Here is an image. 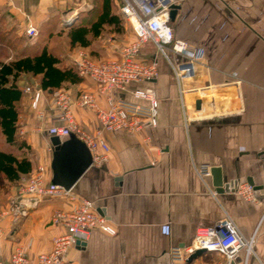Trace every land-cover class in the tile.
<instances>
[{
    "label": "crops",
    "instance_id": "0c3cea01",
    "mask_svg": "<svg viewBox=\"0 0 264 264\" xmlns=\"http://www.w3.org/2000/svg\"><path fill=\"white\" fill-rule=\"evenodd\" d=\"M172 1L179 5L170 21L175 37L203 48L204 58L197 63L194 76L179 87L153 44L142 46L139 58L150 61L155 57L159 67L155 80L137 85L154 89L157 124L144 131L104 132L108 160L91 165L71 194L89 199L116 233L93 229L83 246L69 249L67 256L73 264H173L174 248L190 245L196 229L210 226L226 214L243 235H254L253 254L246 263L241 250L231 264H264V0ZM102 8L103 0H0V10L14 15L24 31L28 23L37 27L38 36L31 40L42 38L40 48L46 47L60 58L62 67L70 64L68 50L78 45L70 44V31L89 28ZM72 13V23L61 34L58 24ZM110 15L116 23L103 24L96 36L91 31L86 35L89 45L82 49L93 58H115L120 47L134 38L117 1L110 0ZM90 16L91 20L85 21ZM54 29L58 31L55 34ZM61 87L68 88L76 99L81 92L92 91L94 85L82 79ZM46 97L39 108L51 113L48 119L55 123L54 109ZM119 97L145 104L129 92ZM22 101L27 110L19 114L17 137L28 146L17 150L18 156L31 161V172L43 168L45 181L51 182V135L44 129L53 123L38 119L29 101ZM97 101L104 105L103 97L98 96ZM72 112L83 130L93 133L99 127L92 108L74 104ZM201 165L211 170L205 181L195 170ZM214 175L215 179L221 176L223 190H216ZM248 182L255 201L245 200L234 190ZM5 194L8 201L1 218L5 235L0 242V261L6 262L14 248L22 247L34 262L38 253L51 250L53 238L65 232L51 222L53 212L68 209L77 200L34 201L15 187ZM12 202L24 208L18 224L13 222ZM203 255L182 264L221 260L216 253Z\"/></svg>",
    "mask_w": 264,
    "mask_h": 264
},
{
    "label": "built area",
    "instance_id": "2783aa9c",
    "mask_svg": "<svg viewBox=\"0 0 264 264\" xmlns=\"http://www.w3.org/2000/svg\"><path fill=\"white\" fill-rule=\"evenodd\" d=\"M64 3L67 0H55ZM118 2V9L124 19L128 20L134 38L123 44L115 58L95 60L82 48H77L70 55V65L83 80L93 83L92 91L81 92L76 99L65 87L50 92L51 105L54 109V120L51 126L44 129L48 135L68 138L73 133L80 139L91 153V165H101L108 160L109 145L104 132L119 130L144 131L157 124L158 101L153 88H140L137 85L155 80L159 75L158 62L155 57L150 61L139 58L142 46L151 42L170 67L171 75L177 85L185 79H191L195 74L197 63L203 60L204 50L178 39L174 35L170 24V10L172 0H114ZM85 0H83V3ZM74 13L65 15L62 25L69 26ZM25 34L30 39L38 36L35 25L28 23ZM22 92L30 96V107L36 117L42 119L45 111L39 108L44 92L39 85H26ZM129 92L135 99L145 104L130 103L120 99L121 93ZM182 93V90H181ZM103 97L104 105L97 101ZM92 108L95 111L99 127L89 133L83 130L75 119L72 106ZM198 176L205 181L210 176L208 165L195 168ZM19 193L31 197L34 201L61 199L75 201L68 209H57L51 216V222L60 225L65 232L52 240L50 251L38 253L32 262L22 247H16L10 253L6 262L0 264H73L67 253L71 247L83 246L90 238L93 229L114 235L115 229L108 224L106 218L100 215L87 198L76 199L71 189L45 181L44 169L21 175L17 182ZM235 192L245 200L255 201L252 186L242 183ZM212 191V190H211ZM16 214H23L24 208L20 204L11 203ZM12 207V208H13ZM0 227V242L3 236ZM254 235L246 237L238 228L234 220L225 215L210 226L199 227L195 231L193 241L184 248H174L173 264H182L185 259L197 250L205 253H216L221 260L215 264H231L244 250V263L253 254Z\"/></svg>",
    "mask_w": 264,
    "mask_h": 264
},
{
    "label": "trees",
    "instance_id": "16d2710c",
    "mask_svg": "<svg viewBox=\"0 0 264 264\" xmlns=\"http://www.w3.org/2000/svg\"><path fill=\"white\" fill-rule=\"evenodd\" d=\"M114 23H116V19L114 15H110V0H103L102 13L89 28L80 27L70 31V44H78L75 45L76 49L84 48L89 45V41L86 39L89 31L96 36L103 24ZM90 56L93 58L92 54ZM22 73L39 76V86L45 95L60 88L65 82L78 83L82 81L70 64L62 67L61 59L49 53L46 47L21 55L11 62L0 64V131L6 144L15 145L18 143L19 149L28 146L25 141L17 137L20 114L17 104L23 98L17 78ZM31 169V161L28 158H20L10 151L0 150V174L7 181L18 182L19 177L30 173Z\"/></svg>",
    "mask_w": 264,
    "mask_h": 264
},
{
    "label": "rangeland",
    "instance_id": "374dc122",
    "mask_svg": "<svg viewBox=\"0 0 264 264\" xmlns=\"http://www.w3.org/2000/svg\"><path fill=\"white\" fill-rule=\"evenodd\" d=\"M94 15H95V13H94ZM57 17L58 18L56 20L58 21L59 16H57ZM91 17L92 16L87 17L85 19V21L88 22L89 20H91ZM58 25H59L58 27H60V29H62V30H59V31H61V34L65 33L67 31L66 30L67 26L62 25V20H61V24L59 23ZM56 32H58V31L54 29V34ZM44 33H46V32H44ZM52 34H53V32H52ZM41 46H43L42 38H39V40L37 39L36 42L34 40H31L30 38H28L26 36L25 31L23 30L22 26L18 23V19L14 15L7 13V11H5V10H0V64L11 62L14 59L20 57L21 55L30 53L31 51H37L40 49ZM74 51H75V49H72V48L69 49L68 52L66 53V56L68 54L71 55ZM94 59L98 60V61L104 60V59H99V58H94ZM36 82H39L38 78L33 76V75H30V74H23L22 73L17 78L18 86H20V88H22V89L26 85H35ZM23 98H25L27 101H29V106H30V96L24 94ZM46 98H47L49 104L51 105L52 97L50 95H47ZM49 104H47V105H49ZM26 107H27V104H24L23 101H21L17 104V109H18L20 114L25 113V111L27 110ZM46 114H47V117H45ZM46 114L44 115V117H42V120L44 119V121H47L48 123L52 122V119H48V117H52L51 116L52 114L51 113H46ZM19 142H20V140H19ZM2 148H5L9 151H12L15 155H19V153L17 151V150H19V144L18 143L15 145L6 144L5 139H4V137L0 131V149H2ZM18 185H19L18 183H15V182L11 183V182L7 181L5 179V177L0 174V197H4L3 198L4 202L1 203V201H0V206H2V207H0V227L2 228V230L4 232L3 236L5 235V231H4L5 229L1 225V218L5 215V212H7L6 205H7V201H8L7 200L8 196L5 194V192H6V190L8 191L10 187H15L16 191L18 192L19 191ZM14 214H13V222H16L18 224L22 220L23 214H19V213L16 215H14ZM200 258H202V257H200Z\"/></svg>",
    "mask_w": 264,
    "mask_h": 264
},
{
    "label": "water",
    "instance_id": "95a60500",
    "mask_svg": "<svg viewBox=\"0 0 264 264\" xmlns=\"http://www.w3.org/2000/svg\"><path fill=\"white\" fill-rule=\"evenodd\" d=\"M179 9V5L173 3L170 10V21H172ZM52 146L51 159V183L59 185L66 190L71 189L84 172L91 167L92 157L86 145L73 133L68 138L61 139L51 136ZM215 179V175H214ZM252 185L251 182H248ZM217 191L223 190L221 176L218 175L214 181ZM204 250H197L187 258V262L202 256Z\"/></svg>",
    "mask_w": 264,
    "mask_h": 264
}]
</instances>
